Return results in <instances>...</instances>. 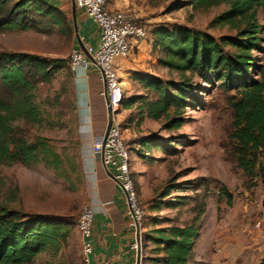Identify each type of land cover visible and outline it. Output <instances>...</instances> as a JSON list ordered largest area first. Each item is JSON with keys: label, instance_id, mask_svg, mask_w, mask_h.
<instances>
[{"label": "rangeland", "instance_id": "374dc122", "mask_svg": "<svg viewBox=\"0 0 264 264\" xmlns=\"http://www.w3.org/2000/svg\"><path fill=\"white\" fill-rule=\"evenodd\" d=\"M185 1L110 0V3L115 6L114 10L128 13L149 31L156 26L180 25L205 33L216 41L234 36V31L226 26H210L211 19L226 9L224 5L208 10L192 9ZM66 14V26L58 29L49 28L46 17L29 14L31 29L0 31V52L28 53L68 63L69 53L77 44L69 12ZM256 15L257 23L264 27L262 11L258 9ZM260 39L264 48V29ZM222 49L224 53L232 52L229 47ZM148 55L150 58H145L141 69L143 73L163 82L181 80L178 73L158 63L160 54L156 49L150 48ZM252 56L256 60L262 58L257 52ZM184 75L194 91L191 105L183 116L185 122L179 129L166 132L163 120L143 118L136 123L137 103L128 112L118 111L130 174L144 213L141 228L145 232L141 233L150 235L152 229L192 224L197 229V238L187 264H261L264 261V177L259 179L257 167L264 169V151L258 156L253 176H245L236 166L229 139L232 120L229 98L234 91ZM121 83L126 98H153L131 75L127 84L122 78ZM75 100L71 70L60 67L54 70L48 84L36 87L34 102L41 122L22 125L29 140L44 138L58 154L56 169L41 161L29 165L0 164V205L59 224L64 233L56 252H42L27 264H82L76 222L85 201L83 173L76 151L79 116ZM151 136L176 141L171 146L173 151L145 150L138 144L140 138ZM165 188L169 189L168 194L161 197ZM222 189L230 197L229 205L221 194ZM153 205L159 208L151 210ZM152 249L151 243H143L142 258L153 257ZM141 264L149 262L141 260Z\"/></svg>", "mask_w": 264, "mask_h": 264}, {"label": "trees", "instance_id": "16d2710c", "mask_svg": "<svg viewBox=\"0 0 264 264\" xmlns=\"http://www.w3.org/2000/svg\"><path fill=\"white\" fill-rule=\"evenodd\" d=\"M185 2L192 9L202 10L224 5L226 9L211 19L210 26H226L234 31V36L216 41L184 26H156L149 31L147 43L160 54L158 63L178 73L181 80L163 82L146 73L134 72L132 80L152 93L153 98L124 97L119 110H130L137 103L136 123L143 118L163 120V129L170 132L184 124L185 110L193 99L194 86L183 77L184 74L234 91L229 98L231 154L242 173L251 177L258 156L264 151V48L260 45L264 27L256 20L258 9L264 15V0ZM29 14L46 17L49 28L66 26L65 14L44 0H0V31L31 29ZM223 47L231 48L232 52L224 53ZM253 52L262 54V60H256ZM67 66V61L62 59L0 52V164L29 165L41 161L51 169L57 168L59 156L47 140L41 137L29 140L22 125L41 122L40 111L34 102L36 87L48 84L54 70ZM130 120L131 116L128 117ZM138 142L145 150L153 148L163 153L173 151L171 146L176 144L171 138L162 140L154 136L142 137ZM257 172L262 180L264 169L258 166ZM222 190L229 205L230 197ZM168 191L165 188L161 197L167 196ZM158 208L153 205L151 210ZM63 237L61 225L0 205V264H27L42 252H56ZM196 238L197 229L192 224L152 229L150 235H142L141 241L152 244L154 256L141 260L149 264H187Z\"/></svg>", "mask_w": 264, "mask_h": 264}, {"label": "crops", "instance_id": "0c3cea01", "mask_svg": "<svg viewBox=\"0 0 264 264\" xmlns=\"http://www.w3.org/2000/svg\"><path fill=\"white\" fill-rule=\"evenodd\" d=\"M72 0H52L49 4L61 11L65 16L67 11L71 21ZM69 9V10H67ZM109 10L115 6L108 5ZM75 27L81 42L94 44L98 30L96 26L80 11L74 12ZM150 48L149 43L137 44L131 54L114 62L117 75L127 84V79L134 72L143 73L145 58ZM74 49H80L77 45ZM93 68V67H92ZM77 104L76 151L80 169L83 173L84 203L93 213L91 226V253L88 264H136V251L131 245L136 242V234L140 243L139 261L141 264L144 243L141 241V228L138 232L127 227L125 216V199L123 193L111 175L112 169H105L100 154L91 152V144L95 137L102 134L106 125V113L103 100L99 96L101 84L95 69L82 71L75 68L71 71ZM125 92V91H124ZM129 110H122L128 112ZM107 173L111 176L109 177Z\"/></svg>", "mask_w": 264, "mask_h": 264}, {"label": "built area", "instance_id": "2783aa9c", "mask_svg": "<svg viewBox=\"0 0 264 264\" xmlns=\"http://www.w3.org/2000/svg\"><path fill=\"white\" fill-rule=\"evenodd\" d=\"M75 10L80 11L97 28L98 34L94 44L81 42V49H72L68 56V67L71 71L80 68L85 71L93 67L98 75L101 89L99 96L103 100L106 122L110 125L102 143L103 133L94 138L91 144L92 153H101V162L105 169H112V177L118 183L125 199V216L127 227L139 233L143 221V211L139 206L134 182L129 170L128 151L123 139L118 111L125 97L123 85L117 75L114 62L131 54L137 44L145 43L149 30L138 23L128 13L109 10L110 0H72ZM108 108V109H107ZM93 213L86 203L79 209L76 230L80 237L82 264H88L91 253V226ZM131 248L139 251L140 243L134 242Z\"/></svg>", "mask_w": 264, "mask_h": 264}, {"label": "water", "instance_id": "95a60500", "mask_svg": "<svg viewBox=\"0 0 264 264\" xmlns=\"http://www.w3.org/2000/svg\"><path fill=\"white\" fill-rule=\"evenodd\" d=\"M74 12H75V8H74L73 2H72V3H71V8H70L71 20H72V30H73V32L75 33V41H76L77 46H78V47L81 49V51L85 54V52L83 51L82 45H81V43H80V41H79V37H78V35H77V30H76V27H75ZM85 56H86V58H87L89 61H92L91 58H90L88 55L85 54ZM107 109H108V108H107ZM109 125H110V121L107 120L106 125H105V129H104V132H103L102 143H103V141H104V139H105V137H106V134H107V131H108ZM100 159H101V153H100ZM107 175H108L109 177H111L108 173H107ZM135 239H136V242H138V234H136ZM138 261H139V251H136V264H138Z\"/></svg>", "mask_w": 264, "mask_h": 264}]
</instances>
